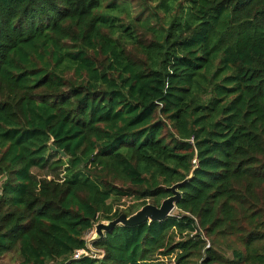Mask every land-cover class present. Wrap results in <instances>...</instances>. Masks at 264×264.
Wrapping results in <instances>:
<instances>
[{"label": "trees", "instance_id": "trees-1", "mask_svg": "<svg viewBox=\"0 0 264 264\" xmlns=\"http://www.w3.org/2000/svg\"><path fill=\"white\" fill-rule=\"evenodd\" d=\"M136 3L0 0V257L264 264V0Z\"/></svg>", "mask_w": 264, "mask_h": 264}, {"label": "water", "instance_id": "water-1", "mask_svg": "<svg viewBox=\"0 0 264 264\" xmlns=\"http://www.w3.org/2000/svg\"><path fill=\"white\" fill-rule=\"evenodd\" d=\"M49 147L51 151L58 152L61 157H65L63 150L56 148L52 144V140L49 141ZM180 183L174 184L169 187L171 195L164 198L159 205L152 203H145L134 213L126 215L125 213L119 214L116 218L108 221H101L94 225L95 236L87 241V244L93 243L104 236V233L112 230L114 227L122 226H133L143 222L160 221L165 219L171 214V211L175 209V202L180 197V192L177 187Z\"/></svg>", "mask_w": 264, "mask_h": 264}, {"label": "rangeland", "instance_id": "rangeland-1", "mask_svg": "<svg viewBox=\"0 0 264 264\" xmlns=\"http://www.w3.org/2000/svg\"><path fill=\"white\" fill-rule=\"evenodd\" d=\"M130 1L131 2L133 1L134 6L138 4V3H136L137 0H130ZM34 171L36 174L38 173L37 170H34ZM120 203H121L120 204L121 206H119L120 208H122V207L126 208V207L132 206L133 201H132V198H129V199L126 198V199H123ZM147 203H150V202H147ZM175 213L176 212L174 209L171 211L170 215L175 214ZM94 236H95V228L92 227V229L88 230L84 235V237L86 239V244H87V241H89ZM224 241H228V240L224 239ZM221 245H224V244H221ZM87 249H88V252L91 256H99L100 255L101 249L93 247L91 243L87 244ZM172 260H173V257H170V259L166 258V260H164L165 262L160 263V264H170L172 262ZM0 264H17L15 254L14 253H7V254L1 256L0 257Z\"/></svg>", "mask_w": 264, "mask_h": 264}, {"label": "built area", "instance_id": "built-area-1", "mask_svg": "<svg viewBox=\"0 0 264 264\" xmlns=\"http://www.w3.org/2000/svg\"><path fill=\"white\" fill-rule=\"evenodd\" d=\"M83 255H88V251H86L85 249H79L74 252L73 258L78 259L82 257Z\"/></svg>", "mask_w": 264, "mask_h": 264}]
</instances>
